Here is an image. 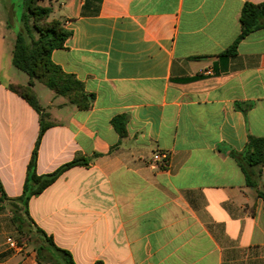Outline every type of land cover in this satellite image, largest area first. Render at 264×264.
Returning <instances> with one entry per match:
<instances>
[{
    "label": "crops",
    "instance_id": "crops-1",
    "mask_svg": "<svg viewBox=\"0 0 264 264\" xmlns=\"http://www.w3.org/2000/svg\"><path fill=\"white\" fill-rule=\"evenodd\" d=\"M262 1H52L51 17L72 32L52 59L95 99L90 109L64 96L46 107L38 99L51 126L37 171L79 155L88 164L65 171L29 210L76 264H264V200L236 157L250 135L264 137V27L235 55L222 54L241 33L245 3ZM6 40L1 32L0 182L17 197L40 113L9 88L30 78L10 75L14 43L10 52ZM119 114L125 136L112 122ZM158 151L167 165L153 161ZM260 170L252 172L263 186ZM11 216L0 200V264H51L34 246L7 250L19 233Z\"/></svg>",
    "mask_w": 264,
    "mask_h": 264
},
{
    "label": "trees",
    "instance_id": "trees-1",
    "mask_svg": "<svg viewBox=\"0 0 264 264\" xmlns=\"http://www.w3.org/2000/svg\"><path fill=\"white\" fill-rule=\"evenodd\" d=\"M53 0H23L24 11L21 15V27L16 33L13 48V65L29 75L27 85L12 83L9 88L26 99L40 113V131L28 163L27 177L23 192L17 197H9L0 182L2 196L7 200L12 211V222L20 234L30 235L42 263L76 264L73 255L67 249L59 247L53 237L39 227L30 215V199L42 193L57 180L65 171L76 165L88 164V159L82 155L61 165L56 170L39 174L37 171L38 148L42 136L51 126L48 114L40 105L33 86L38 80L44 83L57 95L66 97L70 103L79 109H90L95 94L86 90L85 83L75 74L66 72L54 62L52 54L56 49L65 47L66 40L71 36V30L65 27V20L52 18ZM264 27V1L245 3L241 13V33L237 40L222 54L235 55L239 43L251 32ZM126 116L119 114L112 120L114 127L121 136L126 135ZM240 165L247 176L248 186L254 188L257 197L264 200V185L260 186L253 168L264 164V137L250 135L243 151L236 153ZM258 175L261 176V172Z\"/></svg>",
    "mask_w": 264,
    "mask_h": 264
},
{
    "label": "rangeland",
    "instance_id": "rangeland-1",
    "mask_svg": "<svg viewBox=\"0 0 264 264\" xmlns=\"http://www.w3.org/2000/svg\"><path fill=\"white\" fill-rule=\"evenodd\" d=\"M12 4L13 9H10ZM10 10H13L15 14H11ZM24 11L23 0H0V33H4L7 36L6 47L11 52L14 39L17 31L21 27V15ZM10 75L13 76L14 80L28 83L29 75L15 66H12ZM33 90L37 93L38 99L43 106H47V100L50 97H56L57 99H64L63 96H57L55 92L49 89L44 83L36 80ZM262 172V171H261ZM261 184L264 185V175L261 173ZM16 239L26 243V249H32L34 244L30 235H22L20 233L14 236Z\"/></svg>",
    "mask_w": 264,
    "mask_h": 264
},
{
    "label": "built area",
    "instance_id": "built-area-1",
    "mask_svg": "<svg viewBox=\"0 0 264 264\" xmlns=\"http://www.w3.org/2000/svg\"><path fill=\"white\" fill-rule=\"evenodd\" d=\"M169 155L165 152H156L153 154V161L155 163H162L163 166L167 165ZM7 250L13 253H18L26 248V243L16 239L15 237H8L6 241Z\"/></svg>",
    "mask_w": 264,
    "mask_h": 264
}]
</instances>
